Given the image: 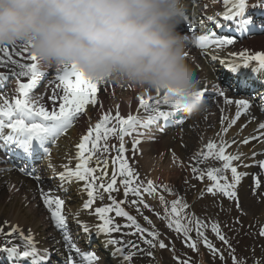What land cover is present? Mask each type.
Returning <instances> with one entry per match:
<instances>
[{"label":"snow or ice","instance_id":"6c2138e0","mask_svg":"<svg viewBox=\"0 0 264 264\" xmlns=\"http://www.w3.org/2000/svg\"><path fill=\"white\" fill-rule=\"evenodd\" d=\"M225 10L222 13L223 21H235L238 24V28L242 32L248 31L250 20L244 19V15L249 5L246 0H223ZM197 0H193L195 5ZM254 7L264 8V0H260V3L254 5ZM208 20L215 19L217 27H223L224 24L219 18L209 16ZM183 22L189 25L191 28H196L199 21L198 15L193 10L192 14H189L186 10L183 16ZM193 39L195 44L201 49L215 47L217 50L223 49L226 45H232L235 41L231 38H220L216 33L196 35L193 32ZM7 44H0V55L9 58V62L16 64L17 61L10 59L11 52L6 47ZM14 44L13 46H15ZM23 52L27 53V61L19 64L21 69L15 72L14 75L17 78L18 87L14 89V98L9 97L6 94H0V151L17 153L19 150L25 157L30 158L34 152L42 150L47 156H51V147L56 144L61 137H66L69 134L70 129L73 128L74 123L80 117L85 115L86 108L90 106H96L103 108L101 104L99 93L100 85L107 82H96L88 78L78 67L73 64L69 67L58 69L55 74V81L63 84L62 92H57L53 89L48 99L51 102V107L46 106L40 101L43 97L34 98L32 93L39 87L41 79L45 78L47 74L42 70L38 62L37 56L32 52L31 46L27 43L21 45ZM17 55H20L18 52ZM186 58L189 53H185ZM233 57H239L242 59V66L248 67L250 62L256 61V69H264V51H259L254 54H249L247 51H240L239 53H231ZM213 58H216L215 56ZM3 63V61H0ZM229 67L238 69L241 67V63L233 62L229 64ZM21 77H26L27 82L20 80ZM7 76L4 72H0V81L6 80ZM57 84V87L60 86ZM160 94L158 91L156 92ZM200 94L203 97L208 96L207 89H201ZM220 96H224L223 92L219 93ZM152 99L149 96L148 100ZM228 103H234L237 106L235 112V119H232L227 127L223 128V132L227 133L228 129L235 125L244 112H247L250 107V101L246 99H239L235 101L227 100ZM169 105L173 109L178 110L177 106L172 103L167 94L162 95L161 98L155 100L157 107L152 109L154 114L148 115L146 120L140 119L133 115L123 116L119 111H116L115 115L111 111H105L99 122L92 127H88L86 134L82 135L79 142L75 145L76 154L75 159L77 163L72 166L70 162L65 163L58 171H54V175L58 177L60 183L58 187L67 191L74 183L78 181H84V191L87 192L89 199L83 203L84 210L93 209V205L97 198L104 199L103 193H108L109 198L112 200V204L108 207H96L94 208V214L103 223L97 224L95 230L98 233H104L109 236L107 243L112 245H119L121 243L118 239H112L111 234L120 231V226L114 225L113 220L107 214L115 211V215L118 217H126L130 224L124 227H134L135 233L139 234L143 243L149 246V249H165L169 247L168 244L161 238V233L156 230H149L142 228L137 222L136 217L130 215L121 204L127 202L115 200L111 194L119 192V184L123 186L124 197L129 195L135 197L131 201V204L137 207V211H140V206L144 208H150L144 200V195H153L157 192V185L152 180L143 182L140 180L138 172L133 168L130 161L134 160L135 155L139 151L138 146L141 143L139 138L133 139L131 154L125 155L128 151L126 149L124 139L125 136H131L137 132L138 127H143L148 130L153 126L160 118L167 120L173 115L172 111H164L159 108V105ZM148 101L143 96L139 98V106L145 108ZM119 108V105H117ZM112 121H116L118 128L113 125L109 126ZM183 123V121H181ZM243 127H247L244 125ZM7 130V131H6ZM119 135V146L115 147L116 155L112 158L111 164L114 166V170L109 176L108 160L101 161L98 153L109 151L108 139L110 137ZM138 135H144L139 133ZM219 135V133H218ZM103 140V146L101 141ZM253 145V149L250 153H244L239 151L240 145ZM255 144L264 146V122L257 121V127L248 136L242 137L240 140L232 138L231 141L225 140L223 136H220L219 142L210 141L204 145L199 151L193 154L189 159V162L185 165L181 162V166H187L190 168L193 176L201 181L207 177L211 182L206 185L204 189L199 193L203 198L206 194H210L213 197L221 195L235 202L238 209L241 208L240 197L238 195L239 186L243 179L250 175L249 172L242 169H248L253 166H258L264 169V160H257L258 155H264V152H257L255 150ZM233 145L236 146L235 151H228ZM93 157H96V167H91ZM209 157L214 158L217 161L222 162V166L208 168L202 170L197 165L206 161ZM251 160V163L247 161ZM103 163V167H101ZM55 169V165H50ZM99 173V175H97ZM230 173V175H229ZM104 177H109L107 183L104 182ZM100 183H97V181ZM255 189L261 187V180L259 176L254 181ZM15 190V185L12 186ZM164 191L172 193V189L167 185L161 186ZM98 189L101 191L98 192ZM264 196V193H261ZM41 197L43 203L47 206V209L51 213L52 219L55 221V225L62 231L66 229L67 216L65 214L64 198L59 195H52L41 189ZM159 200L164 206L165 219H167V227L182 236L184 245L190 250L199 253L200 247H204L213 256L218 257L222 261L224 260L223 251L209 239L206 235L207 230L210 228L215 237L225 246L230 254L233 264H241L240 259L235 254V249L232 248L230 238L223 232L221 225L212 221L210 224L206 220H202L197 217L195 213H189V205L183 200V198H177L171 201L170 211L168 202L164 196H160ZM242 210V209H241ZM159 215V213H157ZM148 224H152V221L148 217H144ZM77 223L79 220L77 219ZM239 223V221H236ZM84 232H89L91 229L87 223L82 225ZM0 231H3L0 229ZM19 233L21 238L25 241L27 248L21 250L16 246L6 247L3 249L12 256H19L24 259H31V264H48L50 260L51 252L49 249H39L32 235H25L23 231L19 229V226H11L12 233ZM259 236L264 237V225H261L259 229ZM64 241L68 244L69 248L75 247L71 243V237L67 234L64 235ZM135 246V245H134ZM137 250L143 253V249ZM77 253L80 252L78 247H75ZM126 249L118 247V253H124ZM173 251L175 249L173 248ZM148 256H153L151 250L147 251ZM85 258L90 264H96L98 256L96 253L89 252L85 254ZM133 258L132 254L124 256L125 264H128ZM179 261V264H193L190 258L177 256L175 257ZM69 264H75L74 261H69ZM246 264V262H245ZM254 264H260L259 261H255Z\"/></svg>","mask_w":264,"mask_h":264},{"label":"bare ground","instance_id":"6f19581e","mask_svg":"<svg viewBox=\"0 0 264 264\" xmlns=\"http://www.w3.org/2000/svg\"><path fill=\"white\" fill-rule=\"evenodd\" d=\"M247 1L249 7L246 11H254L253 7L255 4L251 3V1L254 0ZM257 1L260 2V0ZM207 2V0H197V3L194 5L193 0H184V4L188 13L192 14L193 10H195V13L199 17V21L202 22L198 23L201 25L199 30L201 34H204L205 29L209 27L210 20L207 18L209 16H217L218 14L222 16L223 11L225 10L223 0L219 5L213 2L211 4V8L207 7ZM255 15L258 16L257 13ZM21 45L22 43H18L15 46L6 45V47L10 50L11 57L16 58V55L19 52L20 55H18V60H20L22 63H25V56L28 54L23 52ZM188 48L189 46L187 45L186 49ZM240 51H247L249 54L264 51V36L248 37L247 39L241 41H235L234 44L226 45L220 50H217L215 47L207 52H188L186 50V52L189 53L187 62L191 65L196 75L200 78L201 89H206L209 84L213 85L218 83L220 79L226 78V73L230 71L229 64L233 62L240 63V59L238 57H233L230 54L239 53ZM214 56L216 58H213ZM251 64L255 66L252 68L256 69L257 63L252 61ZM11 65L12 63H10L8 66L11 67ZM44 71L47 73L49 68L45 69ZM260 74L262 76L261 79L264 80V71H261ZM53 79H55V77ZM53 89H56L57 92H62L61 89L57 87V85L53 86L52 83H50L44 87V89H42L38 96L43 97V99L40 101L41 103L51 107V102L49 101L48 97ZM100 89L99 97L103 108H98L96 106H90L86 108L85 115L77 119L73 128L70 129L69 134L66 137H61L56 144L52 145L51 156L45 159L43 165L47 171L46 174L48 178H53L54 180L52 182V186L55 188V193L61 196V198H64L66 201L65 214L68 218L67 223L70 224L71 229L74 231L75 237L77 238L76 241H71V243L77 242L86 248L88 245L94 244L95 246H93V251L98 255L99 258V262H96V264H125V252H117V248L121 246L107 243L109 236L104 233H98L95 230V226L103 222L100 221L97 216H95L94 208L108 207V205H102L99 203L100 199L97 198L93 209L84 210L82 205L89 199L87 192L84 191L85 182L78 181L69 187L67 191H63L57 186L60 182L58 177L54 175V171L58 172L62 166L68 162H70L72 166H75V164L78 162L77 159L74 158L76 154L75 145L79 142L82 135L86 134L88 127H92L99 122V119L102 117L105 111H111L113 115H115L116 111H119L125 117L127 115H133L141 119L142 110L144 108L139 106V98L143 96L145 100L148 101V104L146 105L147 107L153 98L155 99L158 96L159 99L162 97V94L158 95L155 91L141 90L133 88L129 85L121 86L113 82L102 83L100 85ZM123 90L126 91L124 95L129 97L130 103L126 104L120 97H118L121 96V92ZM233 92L234 89L231 91L229 90L219 103L220 108L212 110L209 116L206 118L201 116L200 119L196 118L193 121H188L183 125V128H180V130L175 132H170L172 130H168L163 136L159 135L158 132L147 131L146 135L148 137L146 140L149 142H144L146 138L144 137L138 146L139 151L135 155L134 160H131L133 161L131 165L138 172L140 180L145 183L147 180H152L157 185V191H164L161 186L171 184L172 179L179 175L181 176V173L183 172H186L189 175V178L193 177L189 167L184 166V168L181 169L182 161L185 165L188 163L184 160V158L185 155L189 156L191 153L192 145L194 147L193 149L195 150L194 153H196L210 141L218 143L221 135L225 140L228 141H231L232 138L240 140L242 137L248 136L254 131V129L257 127V121L264 122V118L260 116L257 111H247L241 115L240 119L235 125L228 129L227 133H224L223 128L227 127L232 119H235V112L237 110V106L234 103L230 104L227 102V100H239L237 97H235V99L232 98L234 96ZM149 96L152 97L150 101L148 100ZM215 103L216 100H213L212 104ZM117 105H119V108H117ZM161 105L164 104L161 103ZM146 118H144V120H146ZM90 120L91 122H94V125L89 122ZM191 123L196 124L198 127L193 125L191 128ZM113 125H116V121H112L110 127ZM244 125H247V127H243ZM150 137L153 138L151 142L149 139ZM110 139L115 141L116 136L110 137ZM125 139L126 149H128L125 155H130L134 138L125 136ZM115 147H118L116 143L109 145V149H113ZM252 149V144L240 145L239 147V151L244 153H250ZM235 150V145H233L231 149H228V151ZM255 150L257 152H263L264 146L255 144ZM98 155L100 156L101 161L107 159L104 158L102 160L103 157L101 153H98ZM192 156L193 155L188 157V159H190ZM212 159V157H209L207 160L212 162ZM256 159L263 160V155H258ZM247 163H251V160L247 161ZM50 165H55V169L50 167ZM199 165H201V162L197 166ZM218 165L222 166V162H220ZM90 166L96 167V157H93ZM101 167H103V163H101ZM113 169V165L111 162H109L108 168L106 169L109 172V176L111 175ZM242 170L249 172L250 175L246 176L239 186L238 193H241V196L244 195V197H251L248 194L247 187L250 188L251 185L253 189L254 181L257 176H259L260 180L263 182L260 188L264 189V175L257 172L258 168L256 171V166ZM97 175H99V173H97ZM252 175H254V180H252ZM107 179H109V177H104L105 181H107ZM13 185H15V190H13ZM42 187V184L34 185L32 181L21 178L17 175V173H3V175H1L0 225L5 223L6 227L3 229L2 234L0 233V241L6 239V237L3 235L4 233H8V231L11 232V226L18 225L19 229L23 231L25 235H32L34 237L36 246L41 250L46 249L47 244L49 245L53 239L54 249L58 252H63L62 257L67 262L69 261L68 254L74 258L75 253L70 251L68 244L65 243L63 238L65 233L63 231H59V229L55 227L52 220L48 219L44 225H46L49 229L52 228L55 230L56 234L47 237L46 230H44L45 226L42 224L46 205L41 204L40 200L38 201L37 210H33L31 208L37 203V197L34 196L36 194L41 196V189H43ZM260 188L257 190L259 191ZM44 191L46 192V190ZM148 196L152 195H147V197ZM105 201L107 202V198H105ZM77 219L79 220V223H77ZM85 223H87L91 229L89 232H84L82 230V225ZM17 233H14V237H16ZM69 234L70 233H67V235ZM79 261L82 262V264H87L85 260Z\"/></svg>","mask_w":264,"mask_h":264},{"label":"clouds","instance_id":"9594fccd","mask_svg":"<svg viewBox=\"0 0 264 264\" xmlns=\"http://www.w3.org/2000/svg\"><path fill=\"white\" fill-rule=\"evenodd\" d=\"M184 0H0V44L27 43L41 67L155 91L189 117L209 109L178 28Z\"/></svg>","mask_w":264,"mask_h":264},{"label":"rangeland","instance_id":"374dc122","mask_svg":"<svg viewBox=\"0 0 264 264\" xmlns=\"http://www.w3.org/2000/svg\"><path fill=\"white\" fill-rule=\"evenodd\" d=\"M208 1V3L210 4L212 0ZM216 1L220 3L221 0ZM10 59L16 60L17 63L12 64L10 67L8 66L10 64L9 58L0 55V61H3V63H0V72H4L7 76L5 84L1 85V88L3 90H0V94H6L7 96L14 98V91L12 90V88L15 89L16 87H18L17 78L14 73L21 70L19 68V64H21L22 62L18 60V55H16V58L10 57ZM25 61H27V55L25 56ZM53 68L54 67H52V70ZM43 69L44 67H42V70ZM53 73L54 71L50 72L47 77H51ZM27 79L28 78L26 77L20 78V80L23 82H27ZM1 83L2 81H0V84ZM41 89L42 85L39 87V89L36 90L37 95L40 94ZM125 93L126 91L123 90L121 92V96L118 97H120L122 101L127 104L130 103V99L128 96L124 95ZM215 108L216 107H213L210 100L208 111L201 116L203 118H206L211 114V109ZM201 116L193 117L191 120L193 121L196 118L200 119ZM89 122L94 125L93 121L91 122L90 120ZM193 125L196 124L191 123V128L193 127ZM117 136L119 140V135L117 134ZM101 146H103V140L101 141ZM191 147V153L189 154V156L185 155L184 158V160L187 162H189L188 157L193 155L195 151L193 149V145ZM115 155V149H113V151L111 152H103V157L113 158ZM212 160V162H209L208 160L204 162L202 161L201 165H199L198 167L202 170L213 167H220L218 165L220 161H217L214 158ZM132 162L133 161H131L130 163ZM183 168L184 166H181V169ZM45 179H47V176L44 178V180ZM120 179L121 178L118 177V185L120 187V191L112 193L111 196L117 201L126 200L127 202L121 204L124 210L127 211L130 215L136 217L137 222L142 228L149 230L154 229L160 232L161 238L165 241L166 244L169 245V247L165 249H149V246L143 243V240L140 238L139 234H132L135 233L134 227H124L125 225L130 224L126 217L116 216L115 211L110 212L107 215L112 218L113 224L120 226V231L112 233L111 238L121 241L118 246L126 249L124 253L125 255H133V258L131 261H129V264H179V261L175 259V257L177 256L190 258L193 264H233L227 246L223 245L218 240V238L215 237L210 228L207 230L206 235H208L209 239L212 240L217 248H220L223 251V261L218 257L213 258V256L204 247H200L199 253H196L187 248L183 243L182 236L178 235L166 226L168 221L164 218L166 210L159 200V197L161 195L164 196L165 200L168 202L169 211L171 201L177 198H183V200L190 206L189 209H187L189 213H195L197 217L201 218L202 220H206L209 224L212 221L218 222L221 225L223 232L230 238L232 248L235 249V254L240 259L241 264H245V262L246 264H254L255 261H259L260 264H264V237H260L258 234L261 225H264V196L261 195V193H264L263 188L258 191L257 189H255V187H253L252 189L251 185L250 188L247 187L248 194L251 197H244V195L241 196V193H238L241 205V208L238 209L234 201H231L221 195L213 197L210 194H206L203 198H201L199 193L206 187V185L210 184L211 182L207 179V177H205L203 181L195 178L194 176L189 178V175L186 172H183L181 173V176L179 175L177 177H174L171 184H167V186L172 189V193L160 190L157 191L155 195L153 194V197H147V194H145L144 200L148 205H150V208L146 209L141 205L140 211L138 212L137 207L131 204V201L135 199V197L131 195H129L127 198L124 197L123 186L119 184ZM107 181L104 180L105 183H107ZM51 183L52 182L49 181L48 184L43 188L48 193L53 195L55 191L51 186ZM97 183H100V181L98 180ZM99 191L101 190L98 189V192ZM103 195L104 199H100L99 203H101L102 205L110 206L112 204V200L109 198V194L103 193ZM37 196L38 194H36V197ZM105 198H107V202L105 201ZM37 207V204H34L33 210H37ZM157 213H159V215H157ZM44 215L42 221L43 225L51 216V213L47 210ZM145 216L152 221L151 225L148 224V222L144 219ZM236 221H239V223H236ZM44 226L47 230L46 225ZM0 227V229L3 230L5 229L6 224L3 223V225H0ZM69 231V229H65L64 233H67ZM47 233L53 235L55 232L53 230H48ZM70 235L74 236V233L71 232ZM18 238H21L19 234ZM71 239L74 240V237H71ZM134 245L138 246L139 249H143V253L138 251L137 247H135ZM75 247L78 246L75 245ZM173 248L175 249V251H173ZM47 249L51 250L52 253L56 252V250H53V246L51 245H48ZM73 249L75 250V248ZM149 250L153 252V256L151 257L147 255V251ZM89 251L92 252V248H89Z\"/></svg>","mask_w":264,"mask_h":264}]
</instances>
